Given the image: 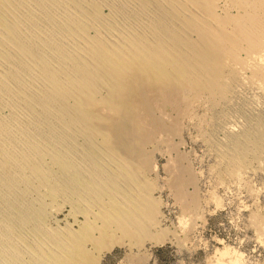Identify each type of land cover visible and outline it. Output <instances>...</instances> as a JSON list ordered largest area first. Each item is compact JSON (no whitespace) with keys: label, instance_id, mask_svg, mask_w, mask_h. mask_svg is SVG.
Returning <instances> with one entry per match:
<instances>
[{"label":"bare ground","instance_id":"6f19581e","mask_svg":"<svg viewBox=\"0 0 264 264\" xmlns=\"http://www.w3.org/2000/svg\"><path fill=\"white\" fill-rule=\"evenodd\" d=\"M187 117L230 181L261 169L264 0H0V264L157 244L150 148L174 151Z\"/></svg>","mask_w":264,"mask_h":264},{"label":"rangeland","instance_id":"374dc122","mask_svg":"<svg viewBox=\"0 0 264 264\" xmlns=\"http://www.w3.org/2000/svg\"><path fill=\"white\" fill-rule=\"evenodd\" d=\"M202 111L197 108L196 113L202 115ZM187 119L183 120V130L172 139V143L176 144L174 151L166 143L156 146L157 148H150L155 165L153 164V171L148 173L150 177L147 176L148 180L150 179V194L157 203L160 202L157 230L162 236L161 240L157 244L145 240L142 245L135 247L128 242L120 245L115 243L107 248L108 250L101 251L97 264H206V257L210 256L216 247H221L215 238L224 239L229 245L237 247L239 240L244 239L245 243L240 250L247 254L248 264H264V248L259 247L255 235L261 234L256 220L264 218V194L258 198L256 191L258 188H264V161L261 169H252L241 181H230L224 174L214 150L208 147L207 141L201 136L202 131L197 120L188 117ZM177 156H182V164L192 169L191 174L193 177L195 175L196 179L194 184L187 187L189 192L198 195L200 202L197 210L191 213H185L171 186L169 164ZM152 181L154 183H151ZM238 184H242V187L238 188ZM229 189L231 191H228ZM214 191L216 195L223 197L225 210L216 215H209L211 207H214L210 205ZM241 199L249 206V211L240 215L239 231H236L229 220L234 219L239 209L245 207L240 204ZM66 215L64 212L58 217L61 226L65 223ZM180 215L191 217L192 220L190 229L183 234L176 224V218Z\"/></svg>","mask_w":264,"mask_h":264},{"label":"clouds","instance_id":"9594fccd","mask_svg":"<svg viewBox=\"0 0 264 264\" xmlns=\"http://www.w3.org/2000/svg\"><path fill=\"white\" fill-rule=\"evenodd\" d=\"M237 187H242V184H238ZM228 191H231V189ZM256 191L258 198L261 194H264V188H258ZM240 204L245 205V207L239 209L238 215L234 219L229 220V223L236 231H239L240 215L245 211H249V206L246 205L243 199L240 200ZM210 205L214 207H211L209 215H216L218 212L225 210L223 197L216 195L215 191L211 196ZM164 206L167 207V205ZM176 224L181 234L186 233L192 225L191 217L180 215L176 218ZM255 235L257 236L259 247L264 248V235L260 233H255ZM215 241L221 247H216L213 253L206 257V264H248L247 254L240 250L245 243L244 239L239 240V247L229 245L224 239L215 238ZM206 249L207 243H205L204 250Z\"/></svg>","mask_w":264,"mask_h":264}]
</instances>
